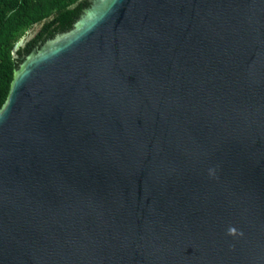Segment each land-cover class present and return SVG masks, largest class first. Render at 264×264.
<instances>
[{"label":"water","instance_id":"obj_1","mask_svg":"<svg viewBox=\"0 0 264 264\" xmlns=\"http://www.w3.org/2000/svg\"><path fill=\"white\" fill-rule=\"evenodd\" d=\"M88 3L0 111V264H264V0Z\"/></svg>","mask_w":264,"mask_h":264},{"label":"trees","instance_id":"obj_2","mask_svg":"<svg viewBox=\"0 0 264 264\" xmlns=\"http://www.w3.org/2000/svg\"><path fill=\"white\" fill-rule=\"evenodd\" d=\"M86 0H0V111L9 99L11 89L24 58H15L13 49L24 34L45 23L41 32L19 55L28 56L38 43L73 29Z\"/></svg>","mask_w":264,"mask_h":264},{"label":"rangeland","instance_id":"obj_3","mask_svg":"<svg viewBox=\"0 0 264 264\" xmlns=\"http://www.w3.org/2000/svg\"><path fill=\"white\" fill-rule=\"evenodd\" d=\"M89 2V0H86ZM45 23H42V24H38L36 25L35 27H33L32 29L28 30L24 36L22 37L21 39V43L19 45V48H18V52L24 48H26L27 44L33 40L39 32H41V30L43 29V26H44Z\"/></svg>","mask_w":264,"mask_h":264},{"label":"flooded vegetation","instance_id":"obj_4","mask_svg":"<svg viewBox=\"0 0 264 264\" xmlns=\"http://www.w3.org/2000/svg\"><path fill=\"white\" fill-rule=\"evenodd\" d=\"M43 44H44V43L39 42V43H38V46H37L35 49L39 50L40 47H41ZM20 57H21V58H26L27 56L25 57L24 55H21Z\"/></svg>","mask_w":264,"mask_h":264}]
</instances>
